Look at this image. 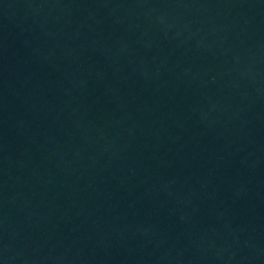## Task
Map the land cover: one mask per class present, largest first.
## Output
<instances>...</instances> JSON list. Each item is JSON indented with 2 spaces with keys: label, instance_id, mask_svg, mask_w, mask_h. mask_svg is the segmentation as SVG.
Here are the masks:
<instances>
[{
  "label": "water",
  "instance_id": "water-1",
  "mask_svg": "<svg viewBox=\"0 0 264 264\" xmlns=\"http://www.w3.org/2000/svg\"><path fill=\"white\" fill-rule=\"evenodd\" d=\"M0 264H264V0H0Z\"/></svg>",
  "mask_w": 264,
  "mask_h": 264
}]
</instances>
